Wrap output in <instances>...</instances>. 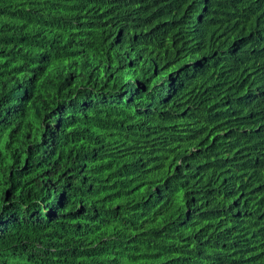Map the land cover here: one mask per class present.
I'll return each mask as SVG.
<instances>
[{
    "label": "trees",
    "instance_id": "trees-1",
    "mask_svg": "<svg viewBox=\"0 0 264 264\" xmlns=\"http://www.w3.org/2000/svg\"><path fill=\"white\" fill-rule=\"evenodd\" d=\"M259 210L264 0H0V264H264Z\"/></svg>",
    "mask_w": 264,
    "mask_h": 264
},
{
    "label": "clouds",
    "instance_id": "clouds-1",
    "mask_svg": "<svg viewBox=\"0 0 264 264\" xmlns=\"http://www.w3.org/2000/svg\"><path fill=\"white\" fill-rule=\"evenodd\" d=\"M224 101V98L220 99L213 110V112L203 120L202 125L199 126V136L202 139L203 145L208 146H225L228 144H231L238 140L241 134V123L235 122L228 124L221 128H213L211 126V118L213 115L218 113L222 107V103ZM174 105L180 108V110H185L187 107L180 105L173 101L172 99H168V106ZM151 106V103L147 100H137L135 103V108L140 112L139 115L133 119V121L139 122V123H145V124H151L155 126H166L171 127L170 124V116L166 112L167 108H160L153 113L147 114L146 110ZM264 210H259L257 212V218L256 222L261 223L260 221V215L259 213ZM218 219L219 215H215V225L211 230H218L219 231V225H218ZM249 224H245L244 226L247 227ZM251 238L245 239L247 241L251 240L250 243H247L245 247L243 248L249 255V258L253 256H259L261 258H264L263 252H261V246L258 244V239L261 236L259 234V229L256 225H251ZM253 237V238H252ZM210 252V251H209ZM211 253V252H210Z\"/></svg>",
    "mask_w": 264,
    "mask_h": 264
}]
</instances>
